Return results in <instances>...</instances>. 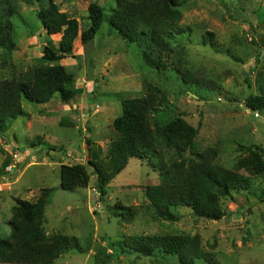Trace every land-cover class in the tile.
<instances>
[{
    "label": "rangeland",
    "instance_id": "obj_1",
    "mask_svg": "<svg viewBox=\"0 0 264 264\" xmlns=\"http://www.w3.org/2000/svg\"><path fill=\"white\" fill-rule=\"evenodd\" d=\"M180 1L179 25L190 30L174 43L165 71L147 67L137 45L123 40L105 22L88 44L77 39L74 55L60 62L77 78L78 95L69 108L23 101L25 115L0 135V166L7 160L13 166L0 173V238L11 233L17 200L34 202L43 188H50L47 234L77 237L85 249L64 254L56 264H97L99 254L113 251L107 241L141 234L198 235L203 250L213 253L220 264H264V177L240 171L252 179V189L221 199L227 216L220 221L197 218L185 207L171 209L180 217L178 222L154 218L145 188L159 184V174L137 159L129 161L105 195L100 194L92 169L87 188L72 192L61 188L62 164L87 163L90 149L101 150V159L108 161L110 145L118 138L112 124L123 112L122 100L146 96L148 86L165 96L156 115L160 124L182 117L199 129L188 158L213 148L219 164L235 169L250 148H264V110L245 109L248 97L264 86V0ZM92 2L102 6L106 16L117 7V0H55L60 12L78 21L80 33L89 26ZM46 6L47 2L19 0L21 17L13 18L15 50L0 48L1 78L30 79L43 65L49 40L58 47L61 34L47 36L37 17ZM207 33L213 34L212 42L205 40ZM186 72L199 84H186L181 77ZM52 101L61 99L57 95ZM163 151L167 161L172 152ZM118 206L132 208L130 220L119 216ZM107 264L180 263L171 256L122 254Z\"/></svg>",
    "mask_w": 264,
    "mask_h": 264
},
{
    "label": "trees",
    "instance_id": "obj_2",
    "mask_svg": "<svg viewBox=\"0 0 264 264\" xmlns=\"http://www.w3.org/2000/svg\"><path fill=\"white\" fill-rule=\"evenodd\" d=\"M28 2H47V6L37 12V17L47 36L61 34V40L58 47L49 40L41 58L43 65L33 70L30 79L0 77V135L9 129L10 123L25 115L23 101L42 105L57 95L65 103L76 99V75L60 62L74 55L77 39L81 45L92 41L103 23L107 22L126 42L136 44L144 64L157 71L167 69L174 43L190 30L179 25L180 0H117V7L110 16H106L97 2H92L88 7L89 26L81 33L78 21L60 12L55 0ZM18 6L19 0H0V48L9 53L16 47L13 18L21 17ZM212 38L213 34L207 33L205 40L212 42ZM181 77L186 84H199L190 72ZM147 91L144 97L122 100L123 112L112 124L118 138L110 145L108 161L101 159V150L91 153L90 149L87 163L62 164L61 188L70 192L87 188L91 181L89 169H92L99 192L105 195L109 184L127 168L129 161L137 159L146 161L159 174L160 183L145 188L154 218L178 222L180 217L171 209L185 207L197 218L222 220L227 213L221 199L252 189V179L240 171L264 177V148H250L248 155L238 160L235 169L219 164L218 152L213 148L188 158L186 154L194 148L199 129L182 117L160 124L156 115L163 107L165 96L160 97L153 86H148ZM245 107L254 112L264 110V86L248 97ZM163 149L172 152L167 161ZM9 163L7 160L0 166L1 174ZM52 191L43 188L34 202L17 200L12 208L11 233L7 238H0V264H56L66 253L85 252L77 237L47 234L45 214ZM117 209L125 221L133 216L130 207L118 206ZM107 243L113 251L99 254L97 264H107L122 254L171 256L180 264H196L198 260L204 264H220L213 253L203 250L198 235L141 234Z\"/></svg>",
    "mask_w": 264,
    "mask_h": 264
},
{
    "label": "crops",
    "instance_id": "obj_3",
    "mask_svg": "<svg viewBox=\"0 0 264 264\" xmlns=\"http://www.w3.org/2000/svg\"><path fill=\"white\" fill-rule=\"evenodd\" d=\"M52 103H59V105L65 110V106H66V108H69L70 106H68L67 104L69 103H65V102H63L62 100H61V102L60 101H50L48 104H46V105H50V104H52Z\"/></svg>",
    "mask_w": 264,
    "mask_h": 264
},
{
    "label": "built area",
    "instance_id": "obj_4",
    "mask_svg": "<svg viewBox=\"0 0 264 264\" xmlns=\"http://www.w3.org/2000/svg\"><path fill=\"white\" fill-rule=\"evenodd\" d=\"M257 116H259L258 113H256V117H257ZM13 157L16 159V158H17V154H15ZM12 167H13V166H8V167H7V170H8V171H11Z\"/></svg>",
    "mask_w": 264,
    "mask_h": 264
},
{
    "label": "water",
    "instance_id": "obj_5",
    "mask_svg": "<svg viewBox=\"0 0 264 264\" xmlns=\"http://www.w3.org/2000/svg\"><path fill=\"white\" fill-rule=\"evenodd\" d=\"M246 110H249L248 108H245Z\"/></svg>",
    "mask_w": 264,
    "mask_h": 264
}]
</instances>
